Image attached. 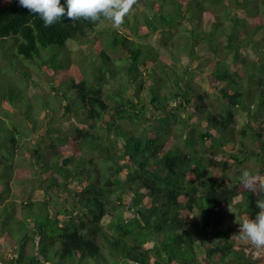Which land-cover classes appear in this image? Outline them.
<instances>
[{
  "label": "trees",
  "instance_id": "16d2710c",
  "mask_svg": "<svg viewBox=\"0 0 264 264\" xmlns=\"http://www.w3.org/2000/svg\"><path fill=\"white\" fill-rule=\"evenodd\" d=\"M122 25L123 31L107 20L65 17L44 27L19 0H0V67L7 56L19 79L24 72L20 84L38 86L45 75L53 91L43 96L42 122L31 132L19 124L0 128V136L11 134L5 140L14 158L34 132H52L29 144L37 145L30 149L32 171L13 179L15 166L8 164L11 176L0 172V249L15 247L0 264H264L250 245L230 239L240 225L224 224L229 205L241 223L264 199L240 180L246 169L264 175V59L244 53L264 47L257 38L264 0H137ZM150 36L160 47L147 42ZM71 43L85 62L76 61ZM203 44L208 64L201 61ZM118 52L126 54L123 64L114 58ZM43 97L28 98L34 105ZM59 108L75 119L59 126L70 133L53 126ZM240 109L247 122L237 132ZM2 145L0 165L9 160ZM223 148L237 152L223 157ZM12 181H28L56 199L22 202L21 218L15 201L5 202Z\"/></svg>",
  "mask_w": 264,
  "mask_h": 264
},
{
  "label": "rangeland",
  "instance_id": "374dc122",
  "mask_svg": "<svg viewBox=\"0 0 264 264\" xmlns=\"http://www.w3.org/2000/svg\"><path fill=\"white\" fill-rule=\"evenodd\" d=\"M142 10H135L133 11V14H138L140 13ZM102 26H110V23H103L101 25ZM210 23L208 21H205L203 24L204 29H209L210 28ZM119 30H124L123 25L121 24L119 27H116ZM249 30V29H248ZM240 34H239V38L243 39L246 36L247 31L243 28L240 29ZM258 39L264 38V33H260L259 35H257ZM144 40V39H143ZM146 42V40H145ZM147 42L152 44L153 46H156L157 48L160 47L159 42L153 37L150 36L149 38H147ZM70 47L72 48L73 51H75V55L74 58L76 59V61H80L79 64L85 62L81 60V57L79 55H77V52L79 50V46L77 44H70ZM254 47V46H253ZM252 46H247L245 55H247L249 57L250 60H257L258 62L261 61V59H264V47L258 45V51H256ZM262 47V50H261ZM200 54H201V61L204 64H208L210 62V58L208 57L209 53L207 51V45L203 44L201 45L199 48ZM226 54V53H224ZM163 55H166L165 52H163ZM114 58L117 59V63L118 64H123L125 62L126 58V54L124 53H116L114 55ZM4 60L6 63V66H4L3 68L0 67V128L1 130H4V126H8L9 128H13L15 125L14 124H19V125H23L25 130L27 132H31L32 131V127L34 125H36V122L40 123L42 122V119H40L39 116H37V112L40 113L39 108L45 103L47 102L45 100V97H43L44 95H50L53 94L52 91V85L51 81L48 80V78H46V76L44 75V77L40 80L39 78H37V80H39V82L41 84H39L38 86H34V84H30L28 87L25 86L24 82L22 84L21 81L24 80V72L23 74L21 73V79H19V74L18 72H16V70L10 66V64L12 63V59L7 58V56H4ZM231 60V59H230ZM84 67H86V64L84 65ZM21 70L20 67H17ZM19 80V83L17 81ZM112 85H108L109 90L112 89L111 88ZM147 91L144 92V95L147 96ZM29 95H36L39 97H43L40 98L39 102L32 105L31 100L28 98ZM212 95V100H211V105L213 108L215 109H220L219 107V100L218 97L216 95H214L213 93H211ZM52 100V99H50ZM31 103V105H30ZM35 109V110H34ZM35 111V113H34ZM5 112L7 113L6 115L8 116L5 119ZM59 115V117L56 119L57 121L53 124L54 127H58L62 126V125H67L74 123L75 119L71 116L68 115V117H64V110H62L61 108H59V111H57ZM56 112V113H57ZM14 113V114H13ZM4 115V116H3ZM17 117L18 118L15 120H13V117ZM60 118V119H59ZM51 117H47V121L51 120ZM236 124H235V128L236 131H241L243 130L244 126L246 125L247 122V114L244 111V109H240L237 115V119H236ZM6 121V122H5ZM182 127V125L179 124H175L172 128L171 133H176L178 127ZM61 129V128H60ZM63 130V129H61ZM64 134L65 133H70L68 132V130H63ZM52 132H50L49 130H47V127L45 129H42L41 132H34V134L32 135L31 138H26L25 140H23V143H25L26 145H28V148H24L25 153L18 155L17 157L14 158L13 155H11L9 152V149L11 147L10 143H7V140H5L6 136H9L11 134L8 133V131H2L3 136H0V143L4 144L2 146H4L1 149V152L3 154H7L8 155V162L5 164L3 163L2 165H0V172L1 174H10V168L8 167L10 165H14L15 168L12 169V171H15L16 173L12 176L11 178L15 179V177H17V179L19 178V173L20 171L23 170V172H25V169L31 170L33 169L34 165L31 164V159H33L34 157L32 156V152L30 151L31 148H36L37 145H31L29 146V144L32 143V141L34 139L37 140H41L42 137L46 134H51ZM179 135V134H177ZM235 135V139L239 138V133L238 135ZM230 135V136H232ZM11 136H9L10 139ZM179 138V137H178ZM181 140H178V142H180ZM54 142H58V139H54ZM233 145L235 143H232ZM43 146V145H42ZM184 147V146H183ZM43 149H46L43 147ZM212 150L213 149H209L208 150V154L212 155ZM226 151H234L237 152V150H231V149H220L218 151V155L220 156H227ZM35 162V159H33ZM253 168H255L256 170H259V167L256 163H251L250 164ZM14 176V177H13ZM260 177L264 178V175H259ZM24 179H28L27 175H23L22 176ZM25 183H17L16 181H12V192L9 197H6L5 202L8 203L10 201H15L16 203V207H17V215L20 216L21 218L23 217L22 214V202L24 201H28L30 198L34 201H46V200H50V197L53 196L56 199L55 194L51 193H47V191L45 189H40V188H34L32 186V184H30L28 181H24ZM60 191H58L59 193ZM116 199V197H114V200ZM0 212H5V208H1ZM241 219L238 216L237 212L232 209V212L229 211V209H227L226 211V216H225V220H224V224L227 228L233 227V228H237L239 226ZM107 224V222H106ZM29 230V229H28ZM27 232V231H26ZM26 232L24 234H26ZM114 232V231H113ZM23 234V235H24ZM29 247L31 248V244L29 245ZM15 251V247L14 245H8V244H3L2 248L0 249V257L1 259L7 260L8 258L12 257ZM200 257L202 259H205V249H204V245L202 244L200 247ZM254 258H260L262 259V261L264 262V252H261L259 255H257L255 253V257ZM127 260H129L128 258H125ZM124 260L121 261V263H123ZM130 262H134V261H130Z\"/></svg>",
  "mask_w": 264,
  "mask_h": 264
},
{
  "label": "clouds",
  "instance_id": "9594fccd",
  "mask_svg": "<svg viewBox=\"0 0 264 264\" xmlns=\"http://www.w3.org/2000/svg\"><path fill=\"white\" fill-rule=\"evenodd\" d=\"M137 3V0H19V5L30 13L38 15L44 27H50L62 18L73 20H88L93 24L110 21L114 27H119L125 16ZM241 184L247 190L264 192V178L249 170L241 173ZM259 211L254 218L244 219L239 223L236 233L230 239L250 245L257 255L264 252V199L256 201ZM229 211L232 212L231 205Z\"/></svg>",
  "mask_w": 264,
  "mask_h": 264
},
{
  "label": "water",
  "instance_id": "95a60500",
  "mask_svg": "<svg viewBox=\"0 0 264 264\" xmlns=\"http://www.w3.org/2000/svg\"><path fill=\"white\" fill-rule=\"evenodd\" d=\"M34 230L37 232L36 241L38 242V245H39V241H40L39 234H40V232H39L38 229H34ZM30 231H31V229L27 230L26 234L28 232H30ZM26 234H24L18 241V251H17V256L16 257H19V255L21 253V243H22V240H23V238L25 237ZM38 250L40 251L39 246H38ZM42 260H43V262H46V258L45 257H43Z\"/></svg>",
  "mask_w": 264,
  "mask_h": 264
}]
</instances>
